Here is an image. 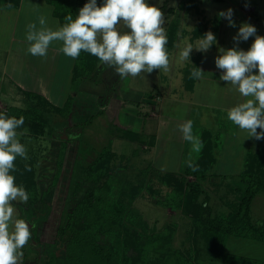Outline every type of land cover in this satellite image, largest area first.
<instances>
[{
  "label": "rangeland",
  "instance_id": "rangeland-1",
  "mask_svg": "<svg viewBox=\"0 0 264 264\" xmlns=\"http://www.w3.org/2000/svg\"><path fill=\"white\" fill-rule=\"evenodd\" d=\"M84 1L87 3L88 0H82V4ZM249 2L257 7L256 15L249 19L242 13L241 4L236 0H186L185 4L189 8H183V11L178 9L177 4L170 5L169 8L165 4L164 7L159 8L164 14L167 13L164 28L170 20L175 17L179 18L184 11L186 12L185 18L182 19L185 25L180 26V20L174 19V23L179 24V32L177 36L175 35L176 37L174 32L172 33L174 37L170 34L168 37V42L171 43L169 48L167 47L170 70L167 73L154 70L150 74L127 76L121 85L125 90L135 87L147 95L158 93L165 98L173 96L169 92L176 88L178 97H173L177 99L172 103L175 105L168 107L166 111H170L177 117L184 111L192 113V132L197 139L201 137V131H199L198 119L195 117L200 109L205 111L203 106H207L212 111L216 120L218 117L221 121L228 120L227 110L244 102L246 98L242 97L232 85L220 79L222 70L216 67L215 59L220 54V49L227 50L235 47L238 50L247 51L250 48L255 39L254 36L247 41L240 40L238 43L233 39L244 23L254 26L257 35L264 36V0H243L244 4ZM150 5L156 6L155 3ZM228 9L233 10L234 27L229 26L228 21L219 15L220 12H226ZM199 13H204L210 19L203 23L201 21L196 23L203 26V28L198 27L196 33L207 28V32L211 31L215 35L216 42L206 52L193 49L189 61H181L180 51L187 43H192L195 47L198 40L191 39V36L195 28L193 23L200 20ZM121 26L123 25L119 27ZM218 29L217 35L216 30ZM196 37L200 39L202 36L197 35ZM175 40L176 45H174ZM1 56L3 54L0 51V65ZM79 59L85 60L86 68V53L81 52ZM79 65L82 69L83 62H79ZM194 67L202 69L203 76L195 79L197 81L196 84L194 83V89L186 90L185 84L187 86L191 76L184 78L185 72L188 71V75H191ZM253 74H256V71ZM100 87L102 86L98 85L97 88ZM0 101L9 105L8 98L1 92ZM28 103L22 100L20 106L22 108L29 106ZM130 103L128 105H132ZM152 106L146 102L136 105L140 114L137 119L133 120H138L137 123L141 126V130L135 145L126 136L127 131L122 128L121 123L119 124L117 119L111 121L108 113L98 114L97 112L91 118L92 120L96 117L98 120L103 119V124L97 125L93 122L87 128L80 127L78 132L82 135L68 139L71 132L58 130L66 124L67 114L61 112V114L46 115L47 111L44 107H39L32 117L38 118L39 122H44L46 128L44 135L37 134L33 130L29 132L30 134L17 130L18 139L25 145L29 157L28 160L17 157L16 170L11 173L16 178V184L23 186L29 194L27 203L13 202L16 208V218L24 219L31 230V239L22 249L21 264H129L137 258L138 253L132 245H126V237L121 236L124 230L115 222L119 223V219L125 221L127 217L135 221L136 228L141 231L142 241L146 239L144 234L163 232L158 241L160 258L157 259V264H264V241L256 239L252 236L253 233L245 227L241 225L230 227L231 231L223 238L205 229V222L210 218L230 220L231 215L236 213L240 202L239 194L234 190L231 192L229 187L233 189L238 181L241 183L242 178L227 179L226 182L230 183L229 187L221 183L216 192L213 191V180L211 179L212 176H216V165L224 149H229L225 145L224 129L236 125L230 120L226 123L227 125L222 124L224 129L221 128L219 138L216 130H210L211 134L218 138L213 145L216 161L206 176L211 177L207 179L209 194L198 198V202H207V209L197 212L196 205L187 209V205L183 203L164 206L162 201L168 193L170 196L172 187L160 178L159 170L154 165H158L159 160L167 161V156L171 152L176 155L179 150L176 146L179 142H172L169 147H164L163 150L166 151L163 152L166 155L157 157L158 161L150 165L149 161L153 158L154 150L152 147L144 149L141 143L151 138L148 134L153 136L156 133L157 118L147 116L148 113L156 110ZM109 111L113 118L114 109H109ZM51 119L55 122L52 126ZM135 125L138 126L136 123ZM84 126L83 124L82 127ZM215 126L220 128L219 124ZM259 131L261 130L258 129ZM234 132L237 133L236 130ZM226 133L233 132L228 129ZM241 135L243 139H247L246 132H239L240 137ZM58 136H66V138H58ZM256 142L259 146L256 147L257 143H255V147L249 148L245 168L248 166L249 154L250 157L254 155V162L255 158L264 156V146L261 145V143L264 144V139L256 140ZM186 143L184 158L189 160L195 157L194 153L199 154L202 145L197 146L189 141ZM231 143L237 148L242 141L236 138L232 139ZM172 147L175 148L172 150L170 149ZM97 154L98 156L100 154L111 156L110 170L106 177L93 179L88 176L90 175L88 167L94 162ZM232 158L234 157H229L227 161ZM254 162H252L253 165L256 164ZM25 165L30 166L31 171H25ZM169 165L175 166L174 163ZM229 165L230 163L223 164V167H229ZM98 171V169L93 170L92 173L96 175ZM186 178L190 181L194 180L191 177ZM251 214L253 222L264 225V193L261 192L255 196L251 205Z\"/></svg>",
  "mask_w": 264,
  "mask_h": 264
},
{
  "label": "crops",
  "instance_id": "crops-1",
  "mask_svg": "<svg viewBox=\"0 0 264 264\" xmlns=\"http://www.w3.org/2000/svg\"><path fill=\"white\" fill-rule=\"evenodd\" d=\"M183 1L184 0H173L172 2L171 0H148V3H155L156 7L158 8L164 7L165 4H167V8H169L170 5L175 6V4H177L178 9L182 10L183 8H181V3ZM59 2L61 1L0 0V51L3 54V56H1L2 63L0 65V92L3 93L4 96H6V98H8L9 100V105L3 104L0 101V113H4L9 106L21 107L20 105L22 103V100H26L29 102L28 104H30L26 107L35 105L38 108L40 106L44 107V109L47 111L46 115L52 113L61 114L60 110L64 109L65 105L70 100V107L66 113L67 122L66 124L61 126V128H58L60 132H71L67 137L68 139L82 135L80 134V132H78L80 127L83 129L87 128L89 125H92L93 122L97 125L103 124V119L98 120V118L96 117L95 120H92L91 118V116L93 117V115L98 112V114H110L109 119L111 121H113V119L114 121L117 119L119 121V124L121 123L122 128L131 134L126 136H128L130 141H132L135 145V143L138 142L137 139L141 130V126H139V123H137L138 120H133L137 119V116L140 114V110L138 109V107H136V105L138 106V103L146 102L153 105L152 107L156 109L153 112L151 111L152 114L147 112V116L157 118V124L155 128L156 133L153 136H151V134H148L151 138H148L142 143L139 142L144 149H149L150 147H152L154 150L152 153L153 158H151L152 160L149 161L151 162L150 165H152L153 162L155 164V161H158L156 160L157 157L166 155L163 152L166 150H163V148L169 147L172 142H179L178 146H176V149H179L178 153H176L175 155L173 152H171L169 156H167V161L162 162L161 160H159L158 162L160 163H158V165L153 164L154 167L157 168V170L178 173L183 170V167H185L186 164L194 162L199 154L195 155L194 153V158L185 160L184 152L186 150H184V148L186 149L187 143L183 137V133L179 130L178 127L185 121L191 120L192 113L184 111L180 113V116L178 114L177 117L170 113V111H166L168 107H174L175 105L172 103L177 99L173 97H178L176 88H173L169 92L173 94V96H171L170 98H165L158 93H151L150 95H147V93H143V91L135 87L130 89V92V90H125L124 86L121 85L122 81L126 77L121 78L116 74L114 68L101 63L97 57L86 52L87 67L84 72L80 73V71L76 69L78 58L72 59L65 56L61 51H59V48L61 47V42L59 41L52 42V44L49 46L46 57L33 56L28 53V42L25 38L27 24L34 22L37 24V27H40L38 18L40 16H44L46 17L47 26L52 30H56L58 27L63 26L59 15L57 14V5L60 7L62 6L61 4L59 5ZM88 2L89 0L87 1V3ZM236 2L241 4L242 13L245 14L248 19L256 15L257 7L254 4L250 2L244 4L243 0H236ZM102 3L103 0H97L98 6ZM85 4L86 1H84V5ZM60 7H58L59 10ZM195 11L196 13H198L197 10ZM185 15L186 12L184 11V14H182L179 18L175 17L168 22V25L165 28L167 38L169 37V34L171 35L173 32L174 36H177L179 32V24H175L174 22L175 20H180V26H184L185 24H183L182 19L185 18ZM199 15L200 20L193 23V26H195V28L192 31L193 36H191V39H199V37H196L197 35L203 37L205 33H207V28H204L205 30H201V32L196 33L198 27L200 28L201 26V28H203L202 24L197 25L199 21L203 23L206 22V20L209 21L210 19V17L204 15V13H199ZM166 17L167 13L164 14V19H166ZM120 28L122 30L126 29L123 26H121ZM216 31L218 35L219 29ZM176 39H178V37ZM176 43L177 42L175 40L174 45H176ZM178 44L177 48L179 47ZM170 45L171 43H169V45L167 44L166 47L169 48ZM185 73L186 74L184 78L191 76L188 75V71ZM188 80L189 81L187 86L185 84V89H194L197 80H195L194 78H189ZM98 85L102 87L98 89ZM169 99L171 100L168 102ZM181 99L183 98L181 97ZM36 101L38 103L34 104ZM129 103L133 106L128 105ZM190 105L189 107H192ZM72 109L73 112L71 113ZM109 109H114V111H112L114 116L113 118L112 113L111 111H109ZM203 109H205V111L200 109L199 112H197L198 115H196L195 117V119H198L197 123L199 125V131H201V137H198V141L200 142L199 144H202V141L206 137L207 140L214 143V141L220 137L221 128L224 129L222 124L227 125L226 123L229 120L224 119L223 121H221L219 117L216 120L212 111L209 110L207 106H203ZM75 114L78 115L75 116ZM45 119L48 120V118L46 117ZM43 123L44 122L35 123L34 121L27 122L24 124L26 125L25 127L21 129L18 128L17 130L27 133L32 132L31 130H33L37 134L44 135L46 128ZM53 123L55 122L51 119V126ZM135 123L138 126H136ZM83 124L85 125L84 127H82ZM215 124H219L220 128H216ZM228 129L233 133H226ZM73 130H75V132ZM210 130H216L219 134L218 138L214 137L211 134ZM235 130L237 131L236 134L234 132ZM73 132L74 135L71 137V134ZM224 132L226 134L225 145L226 147L228 146L229 149H224V153L221 155V159H219L217 162V173L215 174L216 176H212V178L208 176L200 180L201 186L205 191L201 193V197L209 194V185L207 184L208 178H211L213 180V191L215 192L218 188H220L219 185L221 183H225L229 187L230 183L226 182V180H236V178L240 177V174L243 172L245 167L244 165L249 148L255 147V143H257L256 147L259 146V143L256 142V139L254 137L247 136V139H243L242 135L240 137L239 132L241 133V130L238 128V126H228L226 130L224 129ZM132 135L133 137H131ZM59 137L60 136H58V138ZM64 137L66 138V136ZM236 138L240 140V142L242 141V144L237 148L235 144L231 143L232 139L235 140ZM261 145L264 146L263 143H261ZM174 148L175 147H172L170 149L173 150ZM229 157L234 158L227 161ZM96 159H94V161ZM171 163H174L175 166L169 165ZM228 163H230L229 167H223V164ZM187 177H191V179L194 180L196 179V177L190 174L187 175ZM213 177L216 178L213 179ZM241 186L242 183L238 181L237 184L233 186V189L232 187L229 188L231 192L234 190L235 193L240 194V191H236L235 188ZM230 190L228 191L230 192ZM219 193L221 192L219 191Z\"/></svg>",
  "mask_w": 264,
  "mask_h": 264
},
{
  "label": "clouds",
  "instance_id": "clouds-1",
  "mask_svg": "<svg viewBox=\"0 0 264 264\" xmlns=\"http://www.w3.org/2000/svg\"><path fill=\"white\" fill-rule=\"evenodd\" d=\"M219 15L228 21L229 26H235L232 9ZM65 20L66 23L56 30L47 26L44 16L38 18L40 27L34 22L27 24L28 53L46 57L52 42L59 41V51L65 56L76 59L81 52L89 53L114 68L121 78L150 74L154 70L165 73L170 70L164 13L147 0H103L99 6L97 0H89L75 19L68 15ZM120 25L127 30L121 31ZM256 32L254 26L242 24L233 39L238 43L254 36L250 48L247 51L235 47L220 49L215 64L222 70L220 79L246 98L227 110L228 120L247 132L248 137L260 140L264 139V36ZM215 42V35L209 31L196 41L195 47L187 43L180 51L179 59L189 61L193 49L206 52ZM203 73L202 69L194 67L190 78L200 79ZM24 123L23 116L16 118L0 113V264H21L22 249L31 239L29 224L16 218L13 204L15 201L27 203L29 194L23 186L16 184V178L11 174L16 170L17 157L29 159L17 132ZM178 127L186 141L199 146L200 142L192 132L191 120ZM25 171H31L30 166L25 165Z\"/></svg>",
  "mask_w": 264,
  "mask_h": 264
},
{
  "label": "trees",
  "instance_id": "trees-1",
  "mask_svg": "<svg viewBox=\"0 0 264 264\" xmlns=\"http://www.w3.org/2000/svg\"><path fill=\"white\" fill-rule=\"evenodd\" d=\"M60 1L61 2H59V5L61 4L62 6L60 7L57 5V14L59 15V18L63 25L66 23V16L72 15L73 19H75V17L79 14V10L84 6V4H82V0ZM185 2L186 0L181 3V8L189 7L186 6ZM58 7H60V10L58 9ZM171 37L174 36L172 35ZM167 44L169 45V42ZM79 62H83L82 69L79 65ZM84 62L85 60H80L78 57L76 69L80 71V73L84 72L86 69ZM36 103L38 102L36 101L34 104ZM69 107L70 100L67 102L64 109L60 111L62 113H67ZM37 110L38 107L36 105L27 108L9 106L4 114L6 116H14L16 118L23 116L25 118V123L31 121H34L36 123L39 122L37 121L38 118H33L32 114L36 113ZM25 126L26 125H23L21 128ZM127 134L131 135L128 132ZM131 137H133V135ZM202 143L203 144H201L202 147L200 149L199 155L197 156V159L194 162L186 164L181 172L173 173L159 171L160 178H162L167 184L171 185L172 187V189L170 190V196L169 193L166 195L165 199L162 201V205L172 206L173 203H178L179 205L183 203L184 205H187V209H191L193 205H196L195 207L197 212H201L207 209V202H198V198L201 197V193L205 192L201 186L200 180L207 176L208 171L213 167L216 161V156L213 152L214 143L212 141L207 140V138L205 137ZM103 154H100V156H98L97 159L88 167V172L90 173V175H88L89 177L93 179H100L107 176L108 171L110 170L111 156H104ZM248 156V166L247 168L244 167L243 172L240 174V178H242V186L235 188L236 191H240V202L238 203L236 213L234 215H231L230 220L225 219L224 217V219L221 220L210 218L207 222H205V229L213 231L215 234L220 236V238H223L226 233L231 231L230 227L232 228L236 225H241L247 230H250L253 233L252 236H254L256 239L264 241V225L253 222L251 214V205L255 196L258 193H264V156H262V158H255V162L253 161L254 155L253 157H250V154ZM252 162L256 164L253 165ZM193 168H195V170H193ZM253 168L255 171L253 170ZM97 169L99 171L96 175L92 173L93 170ZM189 174L196 177V179L191 181L188 180L186 177ZM29 181L28 184L30 185ZM118 211H121V209H118ZM118 221L119 223L117 221L115 222L124 230L121 236L126 237V245H132L138 253L137 258L129 264H157V259L160 258L158 255V241L161 239L160 236L163 232L161 234H144V236H146V239L142 241L143 238H141L140 235L141 231L136 228L134 224L135 221H132L131 217H127L125 221L124 219H119ZM154 259L156 260L153 261Z\"/></svg>",
  "mask_w": 264,
  "mask_h": 264
}]
</instances>
